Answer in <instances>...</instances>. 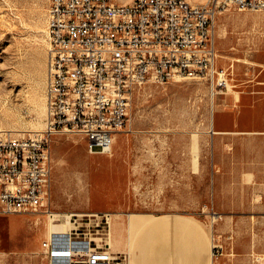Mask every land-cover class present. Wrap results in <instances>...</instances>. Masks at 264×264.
<instances>
[{
    "label": "rangeland",
    "instance_id": "1",
    "mask_svg": "<svg viewBox=\"0 0 264 264\" xmlns=\"http://www.w3.org/2000/svg\"><path fill=\"white\" fill-rule=\"evenodd\" d=\"M49 3L0 0V132L47 128ZM214 29L230 89L213 95L206 79L177 76L135 88L108 154L89 153L81 134L52 136L56 221L112 212V239L117 228L127 242L149 219L185 213L208 232L212 264H264V11L230 7ZM37 217L0 215L2 249L37 250L50 229Z\"/></svg>",
    "mask_w": 264,
    "mask_h": 264
},
{
    "label": "built area",
    "instance_id": "2",
    "mask_svg": "<svg viewBox=\"0 0 264 264\" xmlns=\"http://www.w3.org/2000/svg\"><path fill=\"white\" fill-rule=\"evenodd\" d=\"M230 7L264 11V0H50L47 128L0 132V215L54 217L52 136L81 134L89 153H110L135 88L177 76L206 79L213 95L230 89L214 43L215 17ZM112 221V212L66 216L68 228L49 229L42 254L48 264H132L130 250L114 249Z\"/></svg>",
    "mask_w": 264,
    "mask_h": 264
},
{
    "label": "crops",
    "instance_id": "3",
    "mask_svg": "<svg viewBox=\"0 0 264 264\" xmlns=\"http://www.w3.org/2000/svg\"><path fill=\"white\" fill-rule=\"evenodd\" d=\"M42 217L46 218L38 216L36 221L41 222ZM113 233L114 249L130 250L132 264H212L213 261L208 232L198 220L185 213L157 215L143 223L134 239L127 242L117 228ZM47 235L46 227L44 236L39 239V248L33 251L16 245L2 249L0 239V264H48L42 254V241Z\"/></svg>",
    "mask_w": 264,
    "mask_h": 264
},
{
    "label": "bare ground",
    "instance_id": "4",
    "mask_svg": "<svg viewBox=\"0 0 264 264\" xmlns=\"http://www.w3.org/2000/svg\"><path fill=\"white\" fill-rule=\"evenodd\" d=\"M205 5H212V0H206ZM108 90L117 91V83H108ZM36 223L39 224L40 221L37 220ZM48 226L50 230H54L58 227H63L64 229H67L68 227L67 223L62 221V217L60 218L59 221H56L53 217H51L50 220L48 221Z\"/></svg>",
    "mask_w": 264,
    "mask_h": 264
}]
</instances>
